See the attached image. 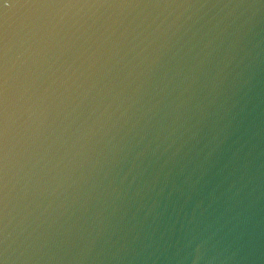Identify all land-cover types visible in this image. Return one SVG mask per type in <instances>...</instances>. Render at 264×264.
I'll return each mask as SVG.
<instances>
[{
    "label": "water",
    "instance_id": "water-1",
    "mask_svg": "<svg viewBox=\"0 0 264 264\" xmlns=\"http://www.w3.org/2000/svg\"><path fill=\"white\" fill-rule=\"evenodd\" d=\"M0 264H264V0H0Z\"/></svg>",
    "mask_w": 264,
    "mask_h": 264
}]
</instances>
